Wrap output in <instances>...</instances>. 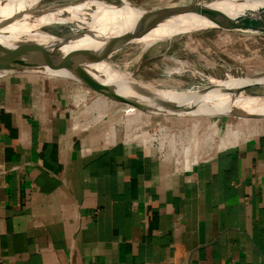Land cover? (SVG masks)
<instances>
[{
  "label": "crops",
  "instance_id": "obj_1",
  "mask_svg": "<svg viewBox=\"0 0 264 264\" xmlns=\"http://www.w3.org/2000/svg\"><path fill=\"white\" fill-rule=\"evenodd\" d=\"M132 108L64 78L0 76V264H264V121L178 160L115 133Z\"/></svg>",
  "mask_w": 264,
  "mask_h": 264
},
{
  "label": "rangeland",
  "instance_id": "obj_2",
  "mask_svg": "<svg viewBox=\"0 0 264 264\" xmlns=\"http://www.w3.org/2000/svg\"><path fill=\"white\" fill-rule=\"evenodd\" d=\"M70 1L74 0H42L40 7ZM103 1L114 6H122L121 2L116 0ZM128 1L136 8H143L142 11L188 8L194 4L205 5L211 2V0ZM43 16L45 14L38 15ZM65 16L67 14H64ZM41 30L65 42H76L80 48L87 47L83 46V42L88 39V31L78 28L69 20L43 26ZM106 61L116 67V70L127 72L131 79L149 87L181 92L193 88L202 90L229 82L233 78L230 74H223L220 79H216L213 75L205 74L204 70H211L214 74L218 67L222 70L239 69L244 75L240 76L242 79H249L253 74L264 72V32L211 30L181 33L143 49L139 48L137 43L125 45L110 55ZM179 62L188 63L191 67L186 71H180ZM49 76L63 78L54 74ZM251 85L258 86L245 91L247 95L264 96V83L260 78ZM82 105L85 107L88 103L83 102L79 106ZM132 109L134 116H127L128 112H123L118 118H113L115 133L125 135L127 139L139 137L142 140L155 141L178 160L189 153L194 154L196 158L211 156L238 139L252 135L254 128L264 121V111L260 114L250 112L230 114L229 117H226L227 115L174 117L151 115ZM246 115L257 118L248 119ZM171 143L172 149L168 147ZM163 147L160 149L163 150Z\"/></svg>",
  "mask_w": 264,
  "mask_h": 264
},
{
  "label": "water",
  "instance_id": "obj_3",
  "mask_svg": "<svg viewBox=\"0 0 264 264\" xmlns=\"http://www.w3.org/2000/svg\"><path fill=\"white\" fill-rule=\"evenodd\" d=\"M30 2L32 0H29ZM42 0H34L33 4L27 9L17 12L8 19L0 22V36H7L12 31V27L28 23L31 17L55 12L67 7H75L86 4L90 1L103 0H74L62 4H56L51 8H41ZM122 6L131 9L134 7L128 0H117ZM255 2L259 0H237L236 2ZM262 1V0H261ZM211 3L205 5L194 4L188 8L169 9L159 8L154 10H143L141 16L125 30L119 34L100 36L94 43L84 48H77L68 52H61L59 49H48L32 43H18L13 46L0 44V72L12 71L13 73H37L51 75L58 73L64 79H68L83 85L104 95L107 98L121 103L129 104L146 114L184 117L191 111L200 106L199 103H180L170 101L161 96L154 95L146 85L133 79L125 80L122 85L105 83L102 79L95 77L88 71V66L105 61L110 55L121 49L123 46L136 43L137 40L149 35L160 25L167 21L184 16H193L206 20L210 25L199 29L191 28L183 33L196 31L219 30L225 32L232 31H256L264 32V7L254 13L230 17L214 9ZM27 10L30 12H27ZM142 10V9H141ZM182 33V32H181ZM214 74L211 70H204L205 74L213 75L220 79L223 74H230L232 77H244L239 69L222 70L218 67ZM251 79L264 78V72H259L249 76ZM258 85L243 86L234 90L231 95L234 97L244 93L248 89ZM236 114H241L236 112ZM248 118H257L246 115Z\"/></svg>",
  "mask_w": 264,
  "mask_h": 264
},
{
  "label": "bare ground",
  "instance_id": "obj_4",
  "mask_svg": "<svg viewBox=\"0 0 264 264\" xmlns=\"http://www.w3.org/2000/svg\"><path fill=\"white\" fill-rule=\"evenodd\" d=\"M33 1L34 0L31 2L29 0L0 1V22L23 10V8L28 9L34 3ZM236 1L237 0H211L210 5L219 12L233 18L247 13H254L264 7V0L242 3ZM53 6L41 8L45 9ZM178 8L180 9V7ZM27 12H30V10H27ZM141 12V9H131L127 6L118 7L107 4L104 1H90L83 5L67 7L55 12L46 13L43 17H38V15L31 17L28 23L12 27L13 29L9 32V35L0 36V44L11 47L18 43H32L48 49H59L61 52H68L80 48L79 45L76 42H65L64 40L51 37L43 32L41 27L53 23H63L64 21L69 20L78 28H83V30L86 29L88 31V39L83 42V46H90L94 43L95 39L100 36L121 33L141 16ZM64 14H67V16L64 17ZM209 25L210 24L206 22V20L204 21L193 16L177 17L160 25L149 35L137 40L136 43L139 48L143 49V47L162 42L174 35L181 34V32L188 31L191 28L199 29ZM189 67L191 66L188 63L179 62L180 71H186ZM115 68L116 67L111 66V64L105 60L98 64L88 66V71L95 77L102 79L105 83H110L112 81L114 85H122L126 82L125 80L131 78L127 72L116 70L117 68ZM227 70H229V68ZM12 73V71H1L0 76ZM54 75L62 77L58 73H55ZM233 78L229 82H224L218 86H209V88L202 90L199 88H193L181 92L173 89L163 90L151 86L146 87L154 95L161 96L170 101L178 103L185 101L188 104L199 103L200 106L188 113V117L200 115H227L226 117H229L230 114H236V112L241 114L245 112L260 114V112H263L264 96L247 95L245 92L240 93L235 97L230 94L236 89L257 82L258 79H242L241 77ZM260 79L264 83V78Z\"/></svg>",
  "mask_w": 264,
  "mask_h": 264
}]
</instances>
